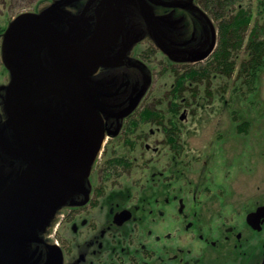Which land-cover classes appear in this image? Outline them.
Here are the masks:
<instances>
[{"label":"flooded vegetation","instance_id":"flooded-vegetation-1","mask_svg":"<svg viewBox=\"0 0 264 264\" xmlns=\"http://www.w3.org/2000/svg\"><path fill=\"white\" fill-rule=\"evenodd\" d=\"M58 1L66 4L67 11L63 21L57 20L62 21L60 28L70 31L72 23H79L76 35L80 38L92 34L104 39L113 37L105 50L106 62L112 65L101 63L91 75L94 92H100L94 98H101L110 111L106 115L92 106L101 113L104 129L102 135L97 127L95 143L87 120L82 119V127H73L62 118L65 98L58 95L52 96L50 112L59 116L55 119L64 121L62 126L52 125L45 134H41L37 122L27 132L18 129L16 122L13 127L4 89L12 76L3 61L1 47L9 82L0 85V178L4 182L0 189L4 191L17 181L33 163L24 159L22 153L43 157L66 151L70 164L61 169L66 174L57 178L43 175L42 179L62 181L72 175L81 177L82 182L81 189L61 192L64 196L68 193L67 199L46 220L45 212L35 217L33 234L26 238L18 254L11 255L13 248L9 245L17 229L0 228V241L8 252L3 258L11 255L8 260L0 259V264H264L261 170L254 173L255 181L240 180L241 174H228L238 181L219 185H215L214 175H196L198 168L192 161L203 154L194 148L184 153L183 146L188 145L177 141L179 120L173 119L174 126L165 129L168 135L164 137V132L162 136L172 143L146 145L151 147L152 156L157 149L162 150L160 159H151V154L142 160L131 158L140 147L138 135L147 131L146 127L134 126L140 122L133 114L152 83L148 63L160 56V65L177 69L180 62L195 63L190 70L199 71L195 65L205 59L207 69L214 68L219 42L214 44L213 0H51L49 5ZM99 24L103 31L97 30ZM183 54L184 59L180 60ZM140 70L146 75L139 74ZM183 85L175 83L172 101H177ZM52 97L38 100L34 112ZM156 113L145 107L140 117L143 120ZM24 134L32 139L26 141ZM152 134L155 136L156 132ZM99 135L102 137L98 140ZM46 136H53L52 140L32 143ZM91 154L89 166L81 173L68 172L85 166ZM241 156L246 153H235L233 161ZM210 160H204L205 171Z\"/></svg>","mask_w":264,"mask_h":264},{"label":"water","instance_id":"water-1","mask_svg":"<svg viewBox=\"0 0 264 264\" xmlns=\"http://www.w3.org/2000/svg\"><path fill=\"white\" fill-rule=\"evenodd\" d=\"M110 2L112 3V0ZM65 5L58 1L39 14L31 12L21 14L4 34L3 61L12 76L11 83L4 88L5 106L13 127L16 122L18 129L20 127L27 132L31 130V125L37 122L41 134H45L52 129V125H63L64 121L55 119L59 116L50 112V106L53 95L64 97L62 108L64 105L65 115L62 118L70 121L73 127H82V119L87 120V128L95 143L97 127L102 135L104 130L100 115L101 113L108 115L110 110L101 98L97 100L94 98V95L100 96V92H94L91 75L101 63L112 65L106 62L105 50L113 37L110 35L107 39L97 38V34H92L86 39L80 38L76 35L79 23H72L70 31L60 28L67 13ZM117 21L119 15L118 18L117 16L114 18L111 34L115 32ZM49 97L52 98L42 103L43 108L35 113V103ZM93 105L96 110L100 109L101 113L95 111ZM60 134L62 135V130ZM23 137L26 141L32 139L26 134ZM52 137H42L32 143L51 141ZM101 137L99 135L98 140ZM22 154L24 159L33 160V163L17 181L6 186L4 191L0 189V192H3L0 194V228L17 229V232L13 231L15 234L13 243L9 244L13 248L11 255L18 254L26 238L33 234L37 223L35 217L45 212L48 214L46 220L50 217L49 213L67 199L69 191L81 189L82 182L81 177L74 178L72 175L62 181L42 179L43 175L57 178L66 174V170H61L70 164L66 151L43 157ZM92 158L93 154L85 166L77 170L68 169V172L81 173L89 166ZM2 185L4 182L0 178V187ZM67 190L68 193L62 195L61 192ZM12 237L13 235L10 236ZM5 245L0 241V259L8 260L11 258L9 254L8 259L3 258L8 253L5 252Z\"/></svg>","mask_w":264,"mask_h":264},{"label":"rangeland","instance_id":"rangeland-1","mask_svg":"<svg viewBox=\"0 0 264 264\" xmlns=\"http://www.w3.org/2000/svg\"><path fill=\"white\" fill-rule=\"evenodd\" d=\"M50 1L0 0V33L18 14L39 10ZM240 8L248 9L251 12V18L248 20V28L243 30L242 45L233 51V70L229 74L222 73L221 69H207L206 60H199L195 67L201 73L206 70L208 74L198 78L186 77L183 91L177 93V101H172L175 83L179 84L178 76L188 72L195 63L191 62L193 65H190L188 62H180L177 69H174L166 64H158L160 56L158 60L152 59L150 64L147 62L152 68V83L136 113L133 114V117L140 122L134 126L146 127L147 131L138 135L140 147L136 152H131V158L142 160L151 154L149 156L151 159H160L162 150L157 149L152 156L151 147L149 150L146 145L150 143L154 147L161 142L172 143L169 140L165 141L162 136L164 132H166L164 137L168 135L165 129L174 126L175 121L171 122L173 119L179 120L177 127L180 128V136L177 141L188 145L183 146L184 153L194 148L203 154L199 158L195 157L197 161H192V165L198 168L196 175H214L215 185H219L238 181L236 178L226 176L228 174H241L243 176L240 180L255 181L257 176L254 173H259L260 170L264 173V65L254 77L251 73V50L247 46L253 31L258 26L264 27V0H240L228 6L225 9V15L219 18H224L228 22L232 16L239 13ZM219 18L217 16L215 18V30H218V20L219 23L221 22ZM100 25L96 28L103 31ZM183 56L184 54L180 60L184 59ZM166 58L173 60V57ZM145 71L148 73L147 69ZM138 72L146 75L142 70ZM8 80V71L1 60L0 37V85L7 84ZM145 107H151L157 113L142 120L140 112ZM155 123L157 126L162 125L161 133ZM154 132L156 135L152 136ZM240 151L245 152L246 156L233 161L234 154ZM225 152H228L226 156ZM206 158L211 159L207 171L203 165Z\"/></svg>","mask_w":264,"mask_h":264},{"label":"trees","instance_id":"trees-1","mask_svg":"<svg viewBox=\"0 0 264 264\" xmlns=\"http://www.w3.org/2000/svg\"><path fill=\"white\" fill-rule=\"evenodd\" d=\"M238 1L240 0H213L215 17L219 18L225 15V9L228 6L236 4ZM250 18L251 12L243 8H240L239 13L236 16H232L228 22L224 18H219L221 20L219 23V47L215 51V65L211 70L221 69L224 74H229L233 70L232 54L235 49H238L242 45L241 43L244 40L243 30L248 28L247 24ZM250 38L247 46L251 50V73L255 77L260 67L264 65V27L258 26L253 31V34L250 35ZM206 74H208L206 71L201 73L200 70L195 71L191 69L178 77V83L184 84L188 76L198 78Z\"/></svg>","mask_w":264,"mask_h":264}]
</instances>
